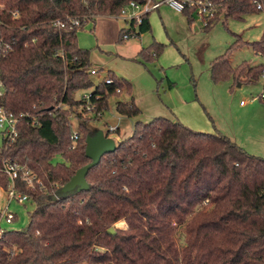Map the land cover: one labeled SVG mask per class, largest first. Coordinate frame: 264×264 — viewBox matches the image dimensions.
I'll use <instances>...</instances> for the list:
<instances>
[{
	"label": "trees",
	"instance_id": "1",
	"mask_svg": "<svg viewBox=\"0 0 264 264\" xmlns=\"http://www.w3.org/2000/svg\"><path fill=\"white\" fill-rule=\"evenodd\" d=\"M130 1L0 0V108L17 118L18 130L13 141L4 136L0 165L3 159L17 161L44 185L32 189L16 179L15 188L35 208L25 228L2 231L0 264H264V157L219 131H197L165 116L137 120L133 133L89 170L87 189L63 191L91 161L86 140L95 132L83 114L104 112L112 95H132L131 82L111 71L94 83L90 50L79 46L77 33L96 16L118 15ZM212 1L219 7L205 31L220 20L263 12L258 5L264 6V0ZM184 13L192 25L194 9ZM150 14L143 15L138 35L152 30ZM56 20L66 26L54 25ZM127 30L121 29L119 41ZM236 37L212 60L211 80H263L258 99L264 101V61L233 65L230 59L244 45L264 57V38ZM163 47L140 54L151 59ZM85 89H92L89 104L76 98ZM116 110L128 118L142 113L134 97L117 101ZM72 118L79 132L75 145ZM58 155L63 161L54 162ZM8 184L0 171V186L9 189ZM122 221L124 227L115 226Z\"/></svg>",
	"mask_w": 264,
	"mask_h": 264
},
{
	"label": "rangeland",
	"instance_id": "2",
	"mask_svg": "<svg viewBox=\"0 0 264 264\" xmlns=\"http://www.w3.org/2000/svg\"><path fill=\"white\" fill-rule=\"evenodd\" d=\"M150 21V32L124 41H119L121 29L127 27L122 18L96 16L79 29V46L90 50V68L97 70L91 75L94 83L102 81L111 71L132 84V95L126 91L120 96L112 95L104 112L83 114L94 132L104 130L108 133L109 126H117L120 132H111L109 136L118 142L133 133L137 120L149 122L165 116L178 119L197 131H219L248 152L264 157V101L253 99L263 92V80L234 85L231 80L214 83L210 77L212 60L234 45L236 35L247 42L264 38V12L246 15L241 20L229 18L226 23L220 20L205 31L198 18L189 25L184 12L165 4L151 12ZM156 44L164 45L158 56L146 59L140 54L143 48L151 49ZM230 59L233 65L245 60L253 64L264 61V57L250 45L233 49ZM91 90L79 91L76 98L82 99ZM132 97L142 110L141 115L135 118L119 115L117 101H130ZM72 123L77 128L75 118ZM3 138L0 127V147ZM53 161H63V158L58 155ZM6 206L17 218L11 223L1 219V229L25 228L35 208L34 203L10 200L9 190L0 186L3 216ZM115 226L124 227L125 222Z\"/></svg>",
	"mask_w": 264,
	"mask_h": 264
},
{
	"label": "built area",
	"instance_id": "3",
	"mask_svg": "<svg viewBox=\"0 0 264 264\" xmlns=\"http://www.w3.org/2000/svg\"><path fill=\"white\" fill-rule=\"evenodd\" d=\"M169 5L171 8L178 12H184L186 9H194L196 17L203 24V27L210 25L211 19L216 15L219 5L212 0H144V2L130 1L126 6H124L116 18H122L126 24L128 30L122 35L124 40H128L133 36L138 35L139 26L142 23L143 15L157 10L162 5ZM259 9L264 12V6L260 3L258 5ZM17 16V11L14 12ZM70 22L72 24L79 25L80 20L77 18H71ZM54 25L62 28L65 27V22L61 20H56ZM91 75L96 74L97 70L95 68L90 69ZM111 78H107V83H112ZM91 92L85 93L82 97L88 104L90 102ZM259 97V96H258ZM258 97H253L254 100ZM93 108V106L88 105V109ZM0 127L3 129L4 136L11 141L15 140L18 135L17 130V118L13 114L7 113L3 108H0ZM117 126H109V130H116ZM74 145L79 139V132L75 128L71 136ZM0 171L9 177V199H17L19 202L28 201V196L17 191L15 188V181L17 178L21 177L32 189L37 186L43 187V182L41 178L37 177L30 168L19 164L17 161H12L9 159H3L0 165ZM9 207L6 206L5 215L0 217L5 219L8 223L14 221L15 214L8 210ZM1 223H0V236L2 233Z\"/></svg>",
	"mask_w": 264,
	"mask_h": 264
},
{
	"label": "water",
	"instance_id": "4",
	"mask_svg": "<svg viewBox=\"0 0 264 264\" xmlns=\"http://www.w3.org/2000/svg\"><path fill=\"white\" fill-rule=\"evenodd\" d=\"M116 141L108 136L104 130L95 131L94 135H89L86 140V155L91 159V161L79 168L72 178L67 182L63 191H72L76 188L79 190H84L89 187L87 181V174L89 170L99 164L101 158L109 152H112L116 149ZM110 233H115L116 228L110 227L108 229Z\"/></svg>",
	"mask_w": 264,
	"mask_h": 264
},
{
	"label": "crops",
	"instance_id": "5",
	"mask_svg": "<svg viewBox=\"0 0 264 264\" xmlns=\"http://www.w3.org/2000/svg\"><path fill=\"white\" fill-rule=\"evenodd\" d=\"M161 7H162V6H161ZM161 7H160V8H161ZM160 8H158L157 10H159ZM110 17H115V16H110ZM242 103H244V102H242ZM113 126H114V125H113ZM110 137H111V136H110Z\"/></svg>",
	"mask_w": 264,
	"mask_h": 264
}]
</instances>
